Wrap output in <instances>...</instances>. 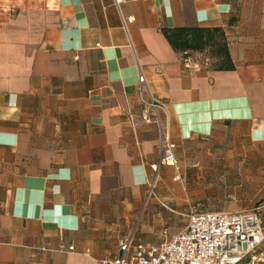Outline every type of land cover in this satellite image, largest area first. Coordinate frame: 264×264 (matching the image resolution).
<instances>
[{
    "label": "crops",
    "instance_id": "0c3cea01",
    "mask_svg": "<svg viewBox=\"0 0 264 264\" xmlns=\"http://www.w3.org/2000/svg\"><path fill=\"white\" fill-rule=\"evenodd\" d=\"M184 26L222 29L234 68L209 49L187 68L163 32ZM140 66L179 162L150 196ZM198 201L264 227V0H0V264H101L131 234L179 232Z\"/></svg>",
    "mask_w": 264,
    "mask_h": 264
},
{
    "label": "built area",
    "instance_id": "2783aa9c",
    "mask_svg": "<svg viewBox=\"0 0 264 264\" xmlns=\"http://www.w3.org/2000/svg\"><path fill=\"white\" fill-rule=\"evenodd\" d=\"M182 61L194 71L203 68L190 54ZM136 93L141 119L156 123L160 130L161 156L153 165L156 174L149 186L150 196L161 166L172 164L179 170V162L169 134L168 105L152 92L141 66ZM187 216L184 228L171 236L165 229L164 237L156 243L136 241L131 234L121 243L119 253L101 264H239L248 256L252 258L248 264H258L252 253L264 241V227L256 210L211 211L198 201L189 203ZM63 250L73 251L74 246Z\"/></svg>",
    "mask_w": 264,
    "mask_h": 264
},
{
    "label": "trees",
    "instance_id": "16d2710c",
    "mask_svg": "<svg viewBox=\"0 0 264 264\" xmlns=\"http://www.w3.org/2000/svg\"><path fill=\"white\" fill-rule=\"evenodd\" d=\"M172 47L183 57L198 51L209 49L210 55L216 56V67L233 69L234 64L229 53L224 32L220 28L184 26L163 29Z\"/></svg>",
    "mask_w": 264,
    "mask_h": 264
}]
</instances>
